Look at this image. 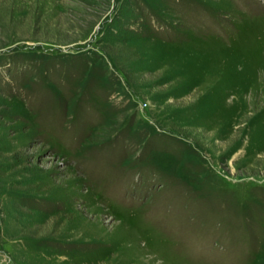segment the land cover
Here are the masks:
<instances>
[{
    "label": "rangeland",
    "instance_id": "1",
    "mask_svg": "<svg viewBox=\"0 0 264 264\" xmlns=\"http://www.w3.org/2000/svg\"><path fill=\"white\" fill-rule=\"evenodd\" d=\"M0 264H264V0H0Z\"/></svg>",
    "mask_w": 264,
    "mask_h": 264
}]
</instances>
